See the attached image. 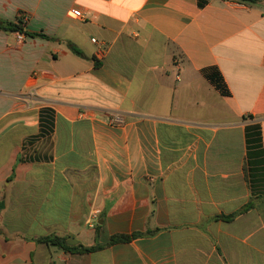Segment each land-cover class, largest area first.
<instances>
[{
	"label": "crops",
	"instance_id": "crops-1",
	"mask_svg": "<svg viewBox=\"0 0 264 264\" xmlns=\"http://www.w3.org/2000/svg\"><path fill=\"white\" fill-rule=\"evenodd\" d=\"M258 1L0 0V264H264Z\"/></svg>",
	"mask_w": 264,
	"mask_h": 264
},
{
	"label": "trees",
	"instance_id": "trees-1",
	"mask_svg": "<svg viewBox=\"0 0 264 264\" xmlns=\"http://www.w3.org/2000/svg\"><path fill=\"white\" fill-rule=\"evenodd\" d=\"M242 2H253V3H258V0H240ZM23 26H24V21L22 19H19L17 23L14 22H7V21H3L0 20V28L9 32H20L23 33ZM30 36H35L33 34H29ZM45 37V36H43ZM46 38V37H45ZM69 47L71 48V50L78 54V55H82V53L73 45V44H69ZM207 78L223 93V94H227V89H226V85L224 84L223 78L219 73H215L212 72L210 74L207 75ZM49 111H44L43 114L48 113ZM42 126H48V120L42 115ZM44 129V128H43ZM47 131V130H46ZM45 129L42 130V133H46ZM253 206V203L250 202L248 205H246L240 212L233 214L231 216L228 217H222L224 220L226 221H232L237 215L248 211L249 209H251ZM154 234V232H148V233H134L132 235H116L113 236L110 240V242L104 246V245H100L97 244L95 246L92 247H85L83 245H79L76 247H70L69 245H67L66 243V239L62 238V237H58V236H47V237H41L39 239H37L36 241L41 243V244H47V245H52V246H56L59 249H62L63 251H66L68 253H72V254H86V253H92V252H97L100 251L102 249H104L105 247L108 246H112L114 244L117 243H128L131 242L132 240H135L137 238L143 237V236H148V235H152Z\"/></svg>",
	"mask_w": 264,
	"mask_h": 264
},
{
	"label": "built area",
	"instance_id": "built-area-1",
	"mask_svg": "<svg viewBox=\"0 0 264 264\" xmlns=\"http://www.w3.org/2000/svg\"><path fill=\"white\" fill-rule=\"evenodd\" d=\"M73 15H74L73 17H75V18H79V16H80V15H79L78 13H76V12H73ZM23 39H24L23 34L19 32V33H18V40H19V41H23ZM92 41H93V43H96V40H95V39H93Z\"/></svg>",
	"mask_w": 264,
	"mask_h": 264
}]
</instances>
